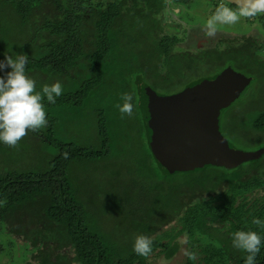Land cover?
I'll use <instances>...</instances> for the list:
<instances>
[{
  "label": "trees",
  "instance_id": "1",
  "mask_svg": "<svg viewBox=\"0 0 264 264\" xmlns=\"http://www.w3.org/2000/svg\"><path fill=\"white\" fill-rule=\"evenodd\" d=\"M96 1L0 0V60L26 55L36 91L63 86L55 104L43 101L46 127L15 147L0 144V234L15 240L7 249L1 244L0 255L26 243L23 264L171 263L182 249L179 264H244L247 254L232 248V233L264 238V227L252 223L264 221V61L257 42L181 53L163 19L170 4L202 0ZM258 20L264 32V14ZM228 67L251 82L221 112L219 132L234 149L250 145L262 155L234 169L168 174L150 149L149 91L171 96ZM124 93L133 95L131 117L116 107ZM139 235L153 241L147 257L132 251ZM12 256L8 264H17ZM256 264H264V243Z\"/></svg>",
  "mask_w": 264,
  "mask_h": 264
},
{
  "label": "water",
  "instance_id": "2",
  "mask_svg": "<svg viewBox=\"0 0 264 264\" xmlns=\"http://www.w3.org/2000/svg\"><path fill=\"white\" fill-rule=\"evenodd\" d=\"M237 8L241 0H219ZM251 79L225 68L182 92L160 97L149 91L147 127L153 157L168 173L207 167L234 169L257 160L262 151L242 152L219 132V117L250 84Z\"/></svg>",
  "mask_w": 264,
  "mask_h": 264
},
{
  "label": "clouds",
  "instance_id": "3",
  "mask_svg": "<svg viewBox=\"0 0 264 264\" xmlns=\"http://www.w3.org/2000/svg\"><path fill=\"white\" fill-rule=\"evenodd\" d=\"M264 14V0H241L240 7L233 10L223 3L219 4L204 22L205 36L214 37L219 25H234L242 17H255ZM28 57L17 54L15 58L6 55L0 60V72L5 68L10 71L0 76V144L15 147L29 131H36L47 126L45 106L55 104L63 94V86L57 81L44 84L40 91H36V82L26 75ZM121 104L116 107L122 117L133 115V95L124 93ZM252 223L264 227V221L253 218ZM264 238L255 231L237 230L232 233V248L247 255L244 264H256L257 254L260 252ZM153 248L150 237L139 235L135 238L132 251L141 257H147Z\"/></svg>",
  "mask_w": 264,
  "mask_h": 264
},
{
  "label": "rangeland",
  "instance_id": "4",
  "mask_svg": "<svg viewBox=\"0 0 264 264\" xmlns=\"http://www.w3.org/2000/svg\"><path fill=\"white\" fill-rule=\"evenodd\" d=\"M92 1L94 4L97 2L96 0ZM219 4L221 3H218L215 0H202L200 2H196V5L192 7H178L176 5L170 4V10L166 13L168 15H166V17L163 19V24L165 26L166 32H173V35H176L178 42L176 43L175 47L181 53H192L197 49H206L220 42L226 45L228 41L229 43H234V41L237 40V44L243 42L245 38H249L257 42L256 54L264 61V32L258 20L260 18V14L255 17H242L239 22L234 25H219L214 37L208 38L205 36L204 22L208 19V17L212 14V12ZM248 91L249 89L247 90V92ZM240 103L243 104V102ZM238 107L240 106L238 103H236V108ZM237 147L242 148V152H253L254 148L250 145H245L243 147L239 145ZM11 239L15 241L12 236L1 233L0 245L2 244V246L6 248V243L8 241H11ZM23 246L28 247L26 243H24ZM26 247H22L20 243L19 246L15 248H12V246L8 247V249L12 248L11 250H8L12 251V253L8 254L5 251V256L0 255V264H8L9 257L12 254L13 256L11 257V259L13 260V262L17 261V264H23L20 261L22 260L21 258H23L25 255ZM185 255L186 251L185 249H182L180 252H178L177 256L171 263H167L162 260H157L154 263L179 264L184 260Z\"/></svg>",
  "mask_w": 264,
  "mask_h": 264
},
{
  "label": "flooded vegetation",
  "instance_id": "5",
  "mask_svg": "<svg viewBox=\"0 0 264 264\" xmlns=\"http://www.w3.org/2000/svg\"><path fill=\"white\" fill-rule=\"evenodd\" d=\"M166 15H168V14H166ZM176 30V29H175ZM166 32V31H165Z\"/></svg>",
  "mask_w": 264,
  "mask_h": 264
}]
</instances>
